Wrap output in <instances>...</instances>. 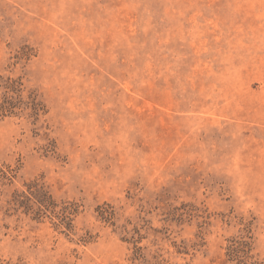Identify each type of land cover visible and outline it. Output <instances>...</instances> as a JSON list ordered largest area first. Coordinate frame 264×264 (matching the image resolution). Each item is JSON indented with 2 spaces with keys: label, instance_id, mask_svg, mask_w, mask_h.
Returning <instances> with one entry per match:
<instances>
[{
  "label": "rangeland",
  "instance_id": "374dc122",
  "mask_svg": "<svg viewBox=\"0 0 264 264\" xmlns=\"http://www.w3.org/2000/svg\"><path fill=\"white\" fill-rule=\"evenodd\" d=\"M5 98L0 264H264V0H0Z\"/></svg>",
  "mask_w": 264,
  "mask_h": 264
},
{
  "label": "trees",
  "instance_id": "16d2710c",
  "mask_svg": "<svg viewBox=\"0 0 264 264\" xmlns=\"http://www.w3.org/2000/svg\"><path fill=\"white\" fill-rule=\"evenodd\" d=\"M34 103V102H33ZM34 113L37 114L38 108L37 104L34 103ZM15 107L14 101L9 100L8 98H5L3 104L1 105L0 111L3 116L7 114H11L12 109ZM31 189H34L31 193V197L34 198L32 201L30 196H27L26 194H16L14 198V203L20 207L25 208V212H33L35 213V217L38 219L44 217L43 215L46 214V211L53 209L57 207V204L54 202L52 197L46 192L42 187L39 188L37 185L31 187ZM35 201V202H34ZM34 206H38L36 209ZM66 211V208L63 210Z\"/></svg>",
  "mask_w": 264,
  "mask_h": 264
}]
</instances>
